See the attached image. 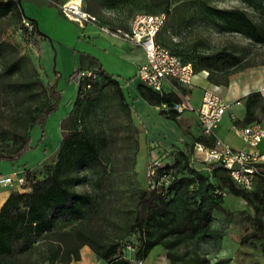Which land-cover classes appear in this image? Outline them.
<instances>
[{
  "label": "rangeland",
  "instance_id": "rangeland-1",
  "mask_svg": "<svg viewBox=\"0 0 264 264\" xmlns=\"http://www.w3.org/2000/svg\"><path fill=\"white\" fill-rule=\"evenodd\" d=\"M171 2L166 24L158 35L159 41L193 59L198 66L195 71L205 74L209 82L228 87L230 81L235 80L242 90L246 89V75H249L246 71L264 63V42H256L241 32L222 29L223 21L209 14L203 3L245 8L263 27L264 11L244 0ZM54 6L57 12L58 8ZM157 7L158 2L154 0H139L137 5L124 6L117 20L129 21L141 11L157 12L154 10ZM22 8L25 10L23 0ZM93 11L105 14L103 9ZM37 31L41 32L40 52L34 41L24 35L23 16L19 10L0 16V152L13 148L18 140L17 135L30 133L29 146L20 156L15 159L0 157V171L16 161L22 170L30 168L38 177H43L60 148V122L70 112L78 96L79 82L71 75L75 69L83 67L82 55L85 51H99V42L90 40L85 36L83 27L62 13L54 17L45 16ZM221 50L237 54L240 61L234 63L217 54ZM199 54L214 57L210 61H203ZM14 61H18L19 66L9 72L7 68ZM115 64L121 65L119 60H115ZM138 82L139 79L133 80V87L137 90ZM51 84L55 85L53 91L57 107L49 113L44 124L36 122L32 125L30 115L42 105ZM178 85L183 91L188 90L186 85ZM126 91L129 93L127 87ZM199 97L197 93L195 99ZM89 98L91 109L82 123L97 135L99 157L82 169L80 175L83 181L75 188L92 194L94 200L86 216L68 228H83L104 242L120 240L126 243L122 253L131 260V264H171L168 249L163 244L153 247L145 259L140 260L135 256L139 234L133 225L139 208V195L149 183L148 170L152 162H173L185 140L198 136L194 133L196 130L192 129V123L200 124L193 118H181L180 122L158 119L154 106L142 101L143 98L129 96L128 111L110 83L91 91ZM185 112L193 110L186 108ZM262 112L260 120L264 118V110ZM228 115L224 117L225 121ZM141 118L156 128L152 129ZM189 156L193 166L217 180L207 168L202 152L197 156L193 147ZM40 158L44 159L35 164ZM14 188L24 187L15 185ZM224 206L228 212L214 213L211 235L184 240L173 250L179 253L199 252L212 260L230 256L232 261L229 264H264V228L259 236L252 237L255 225L247 219V214L254 212L252 205L243 197L227 192ZM243 236L248 237L246 242L242 241ZM54 238V235H50L42 242L41 248L33 252L32 259H40L46 243L55 242Z\"/></svg>",
  "mask_w": 264,
  "mask_h": 264
},
{
  "label": "trees",
  "instance_id": "trees-1",
  "mask_svg": "<svg viewBox=\"0 0 264 264\" xmlns=\"http://www.w3.org/2000/svg\"><path fill=\"white\" fill-rule=\"evenodd\" d=\"M105 1L108 5H115L133 0ZM154 1L158 2L155 11L170 13L171 0ZM244 1L264 11V0ZM203 5L209 14L223 21L222 29L241 32L256 42H264V27L256 22L245 8L220 7L208 3ZM13 10H19L23 16L19 0L0 1V16ZM28 19L34 24L31 40L40 52L41 32L37 31L35 19ZM174 51L184 60L192 61L194 64L195 61L187 55L176 49ZM217 54L234 63L240 61L237 54L228 50H221ZM198 56L203 61H210L214 57L202 54ZM18 66V61H14L7 69L11 72ZM98 66L96 79L85 77L79 79L83 68L75 69L71 75L79 82L78 96L70 112L60 122L62 128L60 148L48 165L46 175L38 177L30 168L24 169L26 175V183L22 186L24 188H14L0 208V264H69L73 259L80 258V247L84 244H89L106 264H131V260L122 253L126 243L120 240L104 242L83 228H68L86 216L87 209L94 200L92 194L75 188L83 181V176L80 175L82 169L99 157L100 144L97 135L82 123L91 109L90 92L110 83L130 111L119 79ZM194 68H198L197 64H194ZM89 82L91 86L87 88ZM137 86L142 96L150 103L157 105L168 103L169 108L160 109V113L177 119L181 111L176 109L174 104L182 102L179 93L160 92L142 81H139ZM54 87L55 85L51 84L47 88V96L42 105L30 115L32 125L36 122L44 124L49 113L56 109ZM245 104L244 120L249 122L260 120L256 109L260 107L261 111L264 110V97L261 91H250ZM16 137L18 139L16 145L0 152L1 158L15 159L28 148L29 132ZM199 140L202 141L203 138ZM214 142L215 139L212 137L208 145H213ZM260 168L256 188L247 190L237 185L227 168L222 165L213 167L211 175L217 178L214 181L209 174L193 166L189 154L181 148L174 156L173 162L157 163L156 173L150 178L147 186L141 189L139 195V208L133 225V229L139 234L136 258L145 259L153 247L163 244L168 249L167 256L171 264H229L232 261L230 256L212 260L199 252L179 253L173 249L184 240L211 235L215 211L228 212L224 206L227 192L243 197L252 205L254 212L247 214V219L255 225V231L251 236H259L264 228V182H259V179L264 181V163L260 164ZM50 235L55 236L53 240L55 242L46 243L40 259H32L35 249L41 248L42 242ZM247 239V236H243L242 241L246 242Z\"/></svg>",
  "mask_w": 264,
  "mask_h": 264
},
{
  "label": "built area",
  "instance_id": "built-area-1",
  "mask_svg": "<svg viewBox=\"0 0 264 264\" xmlns=\"http://www.w3.org/2000/svg\"><path fill=\"white\" fill-rule=\"evenodd\" d=\"M60 5L63 13L82 27L90 23L96 24L103 32L142 46L146 58L138 65L136 76L147 86L163 92L166 80L189 84L197 74L192 61L184 60L172 47L158 39L160 31L167 21L168 13L166 11L137 12L131 18L129 26L125 28L104 23L99 15L84 7L83 0H65ZM23 23L24 35L31 40L34 24L28 18H23ZM98 71V65L83 68L80 71L79 79L81 77L96 79ZM90 86L91 82L87 83L86 87ZM162 105L164 108H169V104L166 102ZM229 106L230 102L221 95L218 85L208 86L204 89L202 102L198 107L191 104L185 105L183 102L174 104V107L181 112L186 108L195 110L203 133L208 135L214 133ZM237 132L243 137L246 146L235 147L227 140L216 138L213 145L197 141L196 150L204 154V160L208 164L207 168L211 172L215 165H222L227 168L237 185L247 190H253L256 188L261 172L260 164L264 163V152L259 148L260 142L264 139V123L260 120H253L238 126ZM157 163L159 161L155 160L149 167L150 178L156 173ZM25 183L26 175L22 169L0 175V184L22 187Z\"/></svg>",
  "mask_w": 264,
  "mask_h": 264
},
{
  "label": "crops",
  "instance_id": "crops-1",
  "mask_svg": "<svg viewBox=\"0 0 264 264\" xmlns=\"http://www.w3.org/2000/svg\"><path fill=\"white\" fill-rule=\"evenodd\" d=\"M63 1L65 0H23L25 6V10L24 8L23 10L26 15L35 19L34 22L36 24L37 30H39V23L43 18H45V16L50 15L51 17H54L57 13H62L63 15H65L60 5ZM138 1L139 0H133L130 2H120L115 5H108L105 0H83V5L86 9L99 15L104 23L110 24L112 26H122L126 28L129 26L131 19L129 21L122 22L118 21L117 17L122 13L121 9H124V6L127 7L129 4L133 3L137 5ZM54 5H56L58 8L57 12L55 10ZM95 9H103L105 10V14H100L93 11ZM24 13L23 17L27 18ZM83 28L85 36H87L90 40L94 42H99V45L97 44V46H99V51H85L82 55V57L84 58V65L81 68L92 66L94 64L100 65L107 72L113 74L116 78L119 79L123 87V91L125 89L124 93L128 103H130L129 96L136 99L143 98L144 100L142 101L149 102L144 96H142L139 90L133 87V80L139 79L136 76L138 65L142 63L146 58L144 48L122 37H116L106 32H103L100 27L96 24L90 23ZM125 48L130 51H126ZM115 60H119V63L121 65L115 64ZM246 73H248L249 75H246V89L244 90L241 89L239 83L235 80L230 81L228 87H225V85L222 84L211 83L207 80V77L201 71L197 72L191 83L182 84L188 87L187 91H183L179 87V83L170 80H166L164 82V91H174L179 93L182 97V102L185 105L191 104L195 107L200 106L204 89L208 86L214 85L219 86V91L221 95L226 98L228 102H230V106L227 112L224 114L223 118L215 128L214 133L210 135L203 133V130L201 129V124L197 116V112L195 110H193V112H185V110L181 112L175 120H178L180 122L181 118H193V121H198V123L200 124L198 125L196 123H192V129L196 130V132L194 133L198 136L197 138L191 137V140H185L183 146L180 147L181 149L185 150L189 154V151L192 152V148L194 147L195 154L197 156H200L201 152L196 150V142L200 141L199 138H203L202 142L208 145V142L212 137L214 139L222 138L224 140H227L235 147L246 146L243 137L237 132V128L238 126L249 122L244 120L246 114L245 100L247 94L250 91L259 90L261 91L262 96L264 97V63L260 64L258 68H254L253 70H247ZM126 87L128 88L129 93H127ZM197 93L200 94L198 100L195 99ZM152 105L158 113V119H172L160 113V105ZM228 112L230 113V115H228ZM262 113L263 112L261 111L260 107H258L256 109L257 116L260 117ZM226 115L228 116L225 121L224 117ZM223 120L225 122L224 124ZM142 121L151 126V123L149 124L144 119H142ZM260 121L264 123V118ZM152 126V129L156 128L154 124H152ZM199 126L200 131L198 130ZM186 138L187 137H185V139ZM193 139L195 140L193 141ZM259 148L262 152H264V139L260 142ZM43 159L40 158L35 164L40 163ZM12 164V166H8L6 169H1L0 175L8 174L16 169H21L17 165L16 161H13ZM14 187L15 185L11 184H0V208L5 202V200L8 198L9 194L14 189ZM69 264H106V261L102 257L98 256V254L89 244H84L80 247V258L73 259Z\"/></svg>",
  "mask_w": 264,
  "mask_h": 264
},
{
  "label": "water",
  "instance_id": "water-1",
  "mask_svg": "<svg viewBox=\"0 0 264 264\" xmlns=\"http://www.w3.org/2000/svg\"><path fill=\"white\" fill-rule=\"evenodd\" d=\"M19 3H20V5H21V7H22V0H19ZM23 9V8H22ZM23 13H24V10H23ZM25 14V13H24ZM25 16L27 17V18H32V17H30V16H28V15H26L25 14Z\"/></svg>",
  "mask_w": 264,
  "mask_h": 264
}]
</instances>
